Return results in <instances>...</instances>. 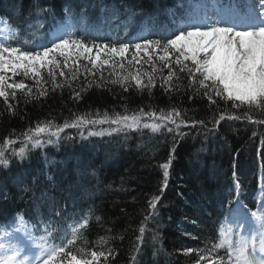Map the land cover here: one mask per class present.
Returning <instances> with one entry per match:
<instances>
[{
  "label": "trees",
  "instance_id": "16d2710c",
  "mask_svg": "<svg viewBox=\"0 0 264 264\" xmlns=\"http://www.w3.org/2000/svg\"><path fill=\"white\" fill-rule=\"evenodd\" d=\"M170 1L0 0V16L23 30L22 39L27 41L23 47L27 49L42 51L41 46L48 44L53 27L65 19V9L77 18L84 13L85 25L75 35L82 36L86 42L94 40L97 44L118 46L124 36L144 25L151 26L152 33L158 34L170 20L169 10L180 11L178 0ZM38 8L48 11L39 12ZM133 12L137 13L134 22L125 29ZM41 23L43 27H40ZM149 39L163 41L160 37ZM95 53L96 49H93L92 55ZM134 53V47H130L126 59L121 61L115 57L102 66L97 61L95 68L89 60L83 57L77 60L73 56L67 66L54 70V77L49 75L47 68L41 69L40 76L35 79L31 72L25 74L23 69H17L15 74L5 70L7 83L22 82L26 88L15 90L16 96L10 94L7 102L0 97V148L4 153L9 151L6 158L10 161L7 168L0 166V192L9 195L8 200L0 197V226L6 221L11 223L17 213L30 221L37 220V223L43 219L46 223L48 220L60 221V227L73 223L84 214L89 216V223L69 248L78 259H91V251L104 252L105 256L98 257L93 264H197L201 254L227 260L224 249L214 247L219 241L220 223L216 207L219 200L215 198L219 196L221 203L228 200L234 193V179L240 183L243 198L261 185L264 179V165L260 161L264 159V124L243 118L228 119V115L242 117L244 108H234L231 101L218 97H214L217 103L211 104L202 90L196 92V86H190L188 74L179 71L173 58L171 70L176 75L172 81H166L170 69L165 66L166 62L159 60L162 51L141 50L136 54L139 63L133 61L130 65L128 60ZM148 55L152 56V61H148ZM120 63L124 68L119 67ZM153 67L155 72H152ZM137 69L145 84L147 76L143 73H152L155 86H137L131 77L126 82L121 80L129 73L135 75ZM60 71L64 75H59ZM27 89H31V93ZM42 92L45 94L41 95ZM173 109L180 115L175 116ZM133 112L172 115L176 124L169 122L158 132L124 131L110 138L77 139L72 136L71 141L62 140L44 156L37 155L38 150H31L26 151L23 159L14 155L21 146L9 147V140L12 143L19 141L27 131H35L31 129L33 124L49 117L58 120L50 128L57 129L63 128L67 119V123L72 124L79 117L99 120L105 114L116 117ZM222 113L225 119L213 128V117L218 119ZM261 118L253 114L254 120ZM197 121H204V124L195 123ZM168 128L173 131L169 132ZM214 135L219 138L215 139ZM114 141L119 143V148L111 151ZM169 157L168 188L161 193L158 190L163 177L160 165ZM201 159L205 160L202 168ZM98 178H101L100 182ZM34 180H46L49 186L43 187L40 182L35 195L23 193L21 189L32 186ZM97 188L102 198L96 196ZM42 189L49 190L64 208L61 216H56L39 199ZM153 195L161 198L156 211L150 215L148 201ZM162 215L163 220L167 216H176L174 224L169 223L166 227L165 238L161 236L159 241L165 252L157 254L154 244L151 257L146 258L151 247L146 242L155 232L151 223ZM145 216H149L146 221ZM180 217H187L193 224L177 225ZM140 225L145 229L142 237H138ZM160 227L156 225L157 230ZM40 228L43 229L42 224ZM54 235L58 236L55 241L63 239L62 232ZM137 247L139 254H131ZM189 248L193 249L191 253L186 251ZM200 264H207V261Z\"/></svg>",
  "mask_w": 264,
  "mask_h": 264
},
{
  "label": "snow or ice",
  "instance_id": "6c2138e0",
  "mask_svg": "<svg viewBox=\"0 0 264 264\" xmlns=\"http://www.w3.org/2000/svg\"><path fill=\"white\" fill-rule=\"evenodd\" d=\"M259 8L255 11L254 15L249 16L246 26L238 28L235 23H222L221 21H213L211 24L198 23L192 18H187L186 22L182 20H175L176 25L170 35H167L162 40H145L144 43H120L118 46L107 43L97 44L94 40L86 42L82 36L75 35L79 28L84 27L85 21L83 19L84 13L79 18L73 16L69 9H65V19L60 22L61 33L54 39L49 40L47 45H42V51L35 49H27L23 47L27 41L22 39L23 30L18 25H12L7 21L0 18V25L4 33L3 38L0 39V97L5 102L8 101L9 95L16 96L17 89H25L24 83H7L4 72L5 70L12 71L15 74L17 69H23L24 73L31 72L33 78L39 77L41 69L47 68L50 76H55L56 69H61L63 66L68 65V61L73 56L79 60L83 57L92 64V67L108 64L113 61L115 57L120 60L126 59V54L129 52L130 47H134L135 53L131 60H128L130 65L135 61L137 64L139 60L136 59V54L141 50L148 52L149 49L160 50L163 55L159 56L160 61H164L165 66L170 69L166 81H172L173 76L176 75L172 71V58L179 66L180 72H186L190 78V86L195 85V91L201 92L208 98L211 104H216L217 101L214 97H218L223 101H231L234 108H244L243 116L228 115L230 120L245 119L252 123L264 124V0H258ZM39 12H47V9L38 8ZM137 13L133 12L129 16L125 24V29L134 22ZM258 21V22H257ZM31 27V25H29ZM43 27V24H40ZM15 42V43H13ZM93 49H96L95 56L92 55ZM101 54L104 58L101 59ZM62 58V59H60ZM148 61H152V56L148 55ZM76 63V60H73ZM115 66V65H113ZM120 68H124V64H119ZM156 68L153 67L152 72ZM59 75H64L63 71ZM141 72L136 70L135 75L129 73L127 76H122V81H128L129 77L135 80L137 86L140 87H154L152 73H143L147 76V84L143 83L141 79ZM59 87V85H57ZM171 87V84H169ZM11 90V93L9 92ZM31 93V89H27ZM45 93H41L43 95ZM11 109V105L8 106ZM175 116L180 113L173 109ZM253 114H257L261 119H253ZM152 117L156 116L153 112L150 114ZM160 121L175 124L176 120L172 115L161 114L158 117ZM225 115L222 113L218 119L213 117V128H215L219 121L224 120ZM183 123V121H181ZM80 123L96 124V123H111L116 125H123L124 127H139L140 118L136 115L120 116L116 115L115 118L105 117L100 120H85L84 117L77 118V121L69 124L65 122L63 128L77 127ZM201 125L204 121H197ZM195 126V125H193ZM144 128H150L152 132L161 130L162 124L160 123H145ZM63 128H57L52 136L59 139L58 133L63 131ZM169 132L173 131L172 128L167 129ZM50 131L49 126L37 125L35 133H44ZM102 132H89V135H102ZM28 141L32 143V147H43L45 141L40 139L37 135L35 138L31 135L27 136ZM51 137L47 143H53ZM8 143H12L11 140ZM14 155L19 156L21 159L26 155V149L21 147L19 152ZM9 159L5 157L3 148H0V166L7 168L9 166ZM171 165V157L168 161L160 167L163 169V188L167 187L169 168ZM235 178V173H233ZM35 187H38V182H32ZM234 196L229 195L228 203L231 205L233 202L240 207V183L234 179ZM23 193L32 192L35 195L34 188L24 187L21 189ZM0 197L4 200L9 199L7 192H0ZM160 195H153L148 201L151 213H154L157 208V203L160 200ZM39 199L47 204L56 216H61L64 208L61 207L53 196L49 194V190L42 189L40 191ZM246 209V205L243 206ZM91 210H89L90 212ZM249 217L254 218L256 227L252 229L255 236L249 240L241 234V230L248 231ZM63 220V217H61ZM149 216H145L144 220H148ZM89 223V216L81 214L79 219H76L71 224H64L60 227L61 222L56 220H48L45 223L43 220L31 227L39 231L40 225H43L44 236L40 237L38 244L39 255L33 260H28L26 256H22V248L13 246L11 255H0V264H64L67 259V264H93V261L100 256H105L104 252L97 253L91 251V259H78L74 255L69 246L74 245L81 229L87 227ZM143 223V222H142ZM53 225H57L54 227ZM5 230L12 227L15 232H22L27 240H32V232L28 227V221L22 215L17 213L12 218L11 223L5 222L2 225ZM141 237L145 231L144 227L139 229ZM63 234V239L59 244L54 243L58 238L54 233ZM9 235L11 233H8ZM219 241L214 247L226 248L227 264H264V204H262L257 211L247 209L242 217L235 221V228L229 225L226 229L221 227L219 229ZM256 236L260 238L259 252L261 256L257 258ZM51 241V242H50ZM3 248V245H0ZM136 251H139L137 247ZM191 253L193 249L186 250ZM211 251V250H209ZM111 252H109V255ZM135 259V257H133ZM201 261H207V264H226L225 257H216L207 254L199 255L197 264Z\"/></svg>",
  "mask_w": 264,
  "mask_h": 264
},
{
  "label": "bare ground",
  "instance_id": "6f19581e",
  "mask_svg": "<svg viewBox=\"0 0 264 264\" xmlns=\"http://www.w3.org/2000/svg\"><path fill=\"white\" fill-rule=\"evenodd\" d=\"M167 2H171L170 0H167ZM49 120H52V121H49ZM58 120L57 119H54V118H46V119H43V120H39L38 122H36L35 124H33L32 125V127H31V129L32 130H35L36 129V127H37V125H40V126H45V125H48V124H50L49 125V128H51L54 124H56V122H57ZM69 121V119H67L66 121H64L63 123L65 124V122H68ZM63 123H61V124H63ZM214 138L216 139H218L219 137L217 136V135H214ZM119 148V143L118 142H116V141H114V142H112V144H111V146H110V150L111 151H114V150H117ZM264 160V159H263ZM263 160H260V161H262V165H264V161ZM205 160H202L201 159V161L199 162L200 164H201V166H200V168H202L204 165H205V162H204ZM257 161H259V160H257ZM264 167V166H263ZM96 180V179H95ZM100 180H101V178H98L97 179V181L98 182H100ZM162 184H163V177H161V179H160V182H159V188H158V190H161V187H162ZM167 188H168V184H167V187L165 188L166 190H167ZM163 190H164V188H163ZM97 191H98V193H97V197L98 198H102L103 196H102V193L99 191V189L97 188ZM161 192V191H160ZM160 192H159V194H160ZM163 193V192H162ZM171 196V195H170ZM172 198V197H171ZM178 202V201H177ZM176 215V214H175ZM173 216V217H170V216H167L166 218H165V220H163V215L160 217V219H158V221L157 220H154L152 223H151V225H153V228H154V230H155V232L153 231L152 232V234H151V237H149L148 238V240H147V244H151V247H150V250H148V254L149 255H147L146 256V258H150L151 256L150 255H152V253H153V248H154V244H156V253L157 254H159V255H163V252H165V247H164V245L160 242L159 243V241H161L160 239H162V238H165V231H166V227L168 226V224L170 223L171 225L172 224H174V221H175V217L176 216ZM142 223V222H141ZM176 224L177 225H179V222L178 221H176ZM156 225L157 226H161L158 230L156 229ZM140 227H141V225H140ZM157 230V231H156ZM169 231V230H168ZM144 234V233H143ZM141 236V233H140V231H139V233H138V237H140ZM161 236H162V238H161ZM131 254H133V255H138L139 254V252H137L135 249H134V251L131 253ZM175 254V253H174ZM175 255H177V254H175Z\"/></svg>",
  "mask_w": 264,
  "mask_h": 264
},
{
  "label": "rangeland",
  "instance_id": "374dc122",
  "mask_svg": "<svg viewBox=\"0 0 264 264\" xmlns=\"http://www.w3.org/2000/svg\"><path fill=\"white\" fill-rule=\"evenodd\" d=\"M259 8V2L258 0H250V16L255 14V11ZM248 22V21H247ZM258 22V21H257ZM3 33L2 31V25H0V34ZM174 59V57H173ZM123 126V125H122ZM108 129L104 128V130L102 131L101 128V132L106 133ZM90 132H95L93 130H90Z\"/></svg>",
  "mask_w": 264,
  "mask_h": 264
}]
</instances>
